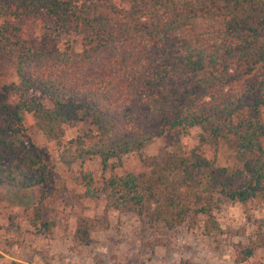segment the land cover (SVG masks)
Segmentation results:
<instances>
[{"label": "trees", "instance_id": "16d2710c", "mask_svg": "<svg viewBox=\"0 0 264 264\" xmlns=\"http://www.w3.org/2000/svg\"><path fill=\"white\" fill-rule=\"evenodd\" d=\"M40 12L78 33L80 49L56 31L13 38L22 16ZM0 56L16 76L0 84V184L36 188L39 203L53 190L46 151L23 124L31 113L64 163L95 157L103 170L153 138L172 147L148 175L109 176L105 206L168 227H192L203 215L206 234L220 231L212 210L225 200L259 201L264 210V0H0ZM193 127L203 142L227 139L237 165L183 148ZM80 173L84 194L96 197ZM262 245L260 233L233 243V262Z\"/></svg>", "mask_w": 264, "mask_h": 264}, {"label": "rangeland", "instance_id": "374dc122", "mask_svg": "<svg viewBox=\"0 0 264 264\" xmlns=\"http://www.w3.org/2000/svg\"><path fill=\"white\" fill-rule=\"evenodd\" d=\"M18 25L15 39L37 40L46 30L56 31L59 39L67 38L74 50L80 49L79 34L57 29L52 17L43 12L22 16ZM11 81H16L14 71L8 58L0 56V84ZM259 114L264 124V106ZM23 124L31 140L46 151L54 171L53 190L39 203L36 188L0 184V264H264V245L241 263L233 262L232 251L233 243L245 244L258 233L264 235V210L259 201L246 206L223 201L212 210L220 231L209 234L203 232V215H197L192 227L186 221L168 227L147 215L105 206V180L125 173L148 175L172 149L163 139L153 138L139 150L111 160L102 170L95 157L60 161L57 145L38 129L31 113L23 114ZM83 126L67 128L65 136L73 137ZM199 136L200 129L191 128L181 138V146L196 145L216 166L237 165L227 139L210 144ZM260 142L264 146V136ZM81 171L90 176L96 197L84 194ZM34 218L48 229L39 231L42 225L32 222Z\"/></svg>", "mask_w": 264, "mask_h": 264}]
</instances>
